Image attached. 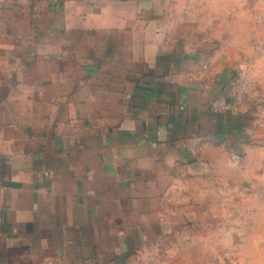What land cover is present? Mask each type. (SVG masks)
<instances>
[{"label": "crops", "instance_id": "0c3cea01", "mask_svg": "<svg viewBox=\"0 0 264 264\" xmlns=\"http://www.w3.org/2000/svg\"><path fill=\"white\" fill-rule=\"evenodd\" d=\"M149 254L264 264V0H0V264Z\"/></svg>", "mask_w": 264, "mask_h": 264}, {"label": "built area", "instance_id": "2783aa9c", "mask_svg": "<svg viewBox=\"0 0 264 264\" xmlns=\"http://www.w3.org/2000/svg\"><path fill=\"white\" fill-rule=\"evenodd\" d=\"M239 80L234 94L230 97L219 96L211 102V110L215 114H233L241 110L242 106L252 98L255 91L254 79L246 68L239 70ZM144 264H164L156 255H146Z\"/></svg>", "mask_w": 264, "mask_h": 264}]
</instances>
